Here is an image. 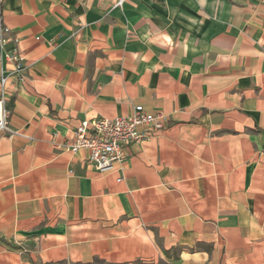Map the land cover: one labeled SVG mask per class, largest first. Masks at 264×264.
Returning a JSON list of instances; mask_svg holds the SVG:
<instances>
[{"label": "crops", "instance_id": "1", "mask_svg": "<svg viewBox=\"0 0 264 264\" xmlns=\"http://www.w3.org/2000/svg\"><path fill=\"white\" fill-rule=\"evenodd\" d=\"M114 3L4 1L0 264H264V0ZM138 105L169 123L112 171L53 144Z\"/></svg>", "mask_w": 264, "mask_h": 264}, {"label": "built area", "instance_id": "2", "mask_svg": "<svg viewBox=\"0 0 264 264\" xmlns=\"http://www.w3.org/2000/svg\"><path fill=\"white\" fill-rule=\"evenodd\" d=\"M4 1L0 0V63L4 65L0 75V136L11 139L17 132L10 129L8 82L11 77L22 80L26 67L17 42L6 34ZM127 1L115 0L114 7L122 8ZM5 66H11L12 69ZM168 123L169 118L163 113H151L138 105L131 116L83 120L72 139L61 144L53 141V144L73 153L84 150L88 153L89 166L101 172H109L123 161L128 146L155 138L165 130Z\"/></svg>", "mask_w": 264, "mask_h": 264}, {"label": "trees", "instance_id": "3", "mask_svg": "<svg viewBox=\"0 0 264 264\" xmlns=\"http://www.w3.org/2000/svg\"><path fill=\"white\" fill-rule=\"evenodd\" d=\"M96 263H101V264H104V261H101V260H96Z\"/></svg>", "mask_w": 264, "mask_h": 264}, {"label": "rangeland", "instance_id": "4", "mask_svg": "<svg viewBox=\"0 0 264 264\" xmlns=\"http://www.w3.org/2000/svg\"><path fill=\"white\" fill-rule=\"evenodd\" d=\"M7 108H8V106H7ZM96 264H101V263H96Z\"/></svg>", "mask_w": 264, "mask_h": 264}]
</instances>
